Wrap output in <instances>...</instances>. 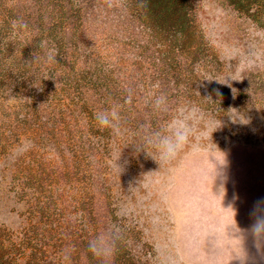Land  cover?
Listing matches in <instances>:
<instances>
[{
  "label": "rangeland",
  "instance_id": "374dc122",
  "mask_svg": "<svg viewBox=\"0 0 264 264\" xmlns=\"http://www.w3.org/2000/svg\"><path fill=\"white\" fill-rule=\"evenodd\" d=\"M234 16L216 0H201L198 7V21L226 63L221 82L231 104L217 110L195 98L169 102L173 108L188 104L200 109L205 130L192 145L161 164L138 151L135 143L141 142L143 129H158L168 119L160 113L151 120L143 109L136 122L121 124L111 152L95 150L90 161L79 162L69 152L61 156L56 142L46 145L28 133L21 141L31 140V149L13 159L12 150L21 142L15 139L25 130L12 128L14 137L4 134L12 142L4 148L0 143V225L16 233L24 230L36 220L31 211L40 215L39 200L45 195V213L57 202L58 210L82 228L81 264H103L88 245L112 228L118 239L107 264H119L124 256L135 264H242L237 255H244L243 264H264V244L258 249L248 231L254 206L256 215L264 216V93L246 99L237 95L246 69H264V31L242 28ZM91 19L96 21L94 15ZM104 21L102 15L92 26L93 36L103 38L115 26ZM210 83L208 77L202 79L197 96L214 98ZM10 122L0 113L2 144ZM89 162L92 176L87 175ZM30 173L33 178L27 181Z\"/></svg>",
  "mask_w": 264,
  "mask_h": 264
},
{
  "label": "trees",
  "instance_id": "16d2710c",
  "mask_svg": "<svg viewBox=\"0 0 264 264\" xmlns=\"http://www.w3.org/2000/svg\"><path fill=\"white\" fill-rule=\"evenodd\" d=\"M216 1L242 28L264 31V0ZM200 2L0 0V113L11 120L3 132L4 144L0 132L1 146L12 142L7 138L14 137L12 128L23 127L15 141L28 133L46 145L56 142L60 155L69 152L79 162L90 161L95 150L111 152L118 137L97 126L98 111L121 106L125 125L136 122L142 109L154 120L147 104L151 93H164L169 102L195 98L217 110L230 105V92H224L227 85L221 82L226 63L198 21ZM102 15L115 26L97 38L90 32ZM206 77L209 92L217 93L214 98L197 96ZM258 92L264 93V69H246L237 95L246 99ZM127 96L132 97L130 104L124 103ZM26 178L30 181L33 175ZM46 199L39 200L40 215L31 211L36 220L19 233L0 225V264H81L82 228L58 210L57 202L45 213ZM127 260L124 256L119 264H135Z\"/></svg>",
  "mask_w": 264,
  "mask_h": 264
},
{
  "label": "clouds",
  "instance_id": "9594fccd",
  "mask_svg": "<svg viewBox=\"0 0 264 264\" xmlns=\"http://www.w3.org/2000/svg\"><path fill=\"white\" fill-rule=\"evenodd\" d=\"M233 89V93H235ZM131 96L125 97L124 103L130 104ZM154 114L164 113L168 115L160 128L152 130L145 127L141 136V142L135 143L137 150H145L148 155L161 163H166L176 158L186 147L192 145L193 140L205 129L200 127L203 119L202 113L197 106L188 104H178L174 108L170 105L168 96L164 93H151L147 100ZM94 119L97 126L101 129H109L113 133L119 134L121 131L122 117L121 106H112L108 109L98 111L94 114ZM235 122V120H234ZM221 123L215 127V131ZM212 131V132H213ZM212 134V133H211ZM32 147V142L29 139L22 140L13 150L12 158L16 159L24 155ZM151 149V151L149 150ZM155 153V155L153 154ZM157 156L159 159H157ZM225 155H224V164ZM220 163V162H219ZM261 203L260 201L257 204ZM253 223L249 228L254 242L259 249L264 244V216L256 215L255 206L253 212ZM237 232L240 231L235 225ZM241 245H242V237ZM118 239L116 229L112 228L107 233L98 235L89 242L88 250L94 257L102 260L103 264L112 257L115 252V240ZM242 248V246H241ZM241 258L243 264V256L237 255Z\"/></svg>",
  "mask_w": 264,
  "mask_h": 264
}]
</instances>
